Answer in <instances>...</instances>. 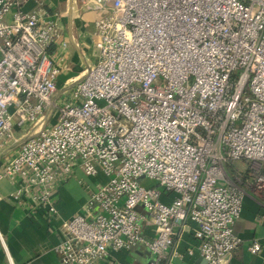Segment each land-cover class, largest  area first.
Wrapping results in <instances>:
<instances>
[{
  "label": "built area",
  "instance_id": "built-area-1",
  "mask_svg": "<svg viewBox=\"0 0 264 264\" xmlns=\"http://www.w3.org/2000/svg\"><path fill=\"white\" fill-rule=\"evenodd\" d=\"M26 1L0 0V149L29 135L0 179L19 182L12 200L25 188L30 212L60 219L65 237L52 250L61 263L97 264L142 243L147 264H175L190 224L187 253L207 264H226L242 246L260 253L258 239L234 232L246 191L224 165L255 164L247 184L264 193V0H100L108 14L90 36L97 59L60 103L50 47L61 16L44 0L26 11ZM49 106L55 119L44 125ZM75 170L106 181L64 219L57 186Z\"/></svg>",
  "mask_w": 264,
  "mask_h": 264
},
{
  "label": "crops",
  "instance_id": "crops-1",
  "mask_svg": "<svg viewBox=\"0 0 264 264\" xmlns=\"http://www.w3.org/2000/svg\"><path fill=\"white\" fill-rule=\"evenodd\" d=\"M44 2L49 11L57 12L61 16L60 39L50 47V52L56 57L60 69L57 78L58 89L53 101L60 103L62 97H57L58 93L76 83L83 71L96 61L98 53L91 43L90 36L95 31L96 19L108 14V8L101 6L100 0ZM34 7L33 0H27L23 4L26 11ZM6 20H9V16ZM62 42L65 45H62ZM51 108L52 106H49L46 109L45 116L49 115ZM10 111H13V107H10ZM27 134L26 131H18L15 140L0 149V165L18 148L19 141L29 136ZM234 170L243 177L240 182L246 191L241 215L233 225L234 232L245 241L258 239L262 249L258 254H250L242 246L231 254L226 264H264V193L257 194L247 184L245 178L250 176L249 172L244 169ZM105 181L106 177L102 173L86 176L82 171L75 170L71 178L57 186L56 207L59 216L67 219L79 212L90 191ZM18 183L6 178L0 179V264H62L59 256L52 250V247L65 237L60 219H51L45 213L42 214V211L30 212L32 202L25 188L20 193L19 201L12 200L10 195L18 190ZM171 196L166 197V200L171 199ZM181 224L179 223L178 230H182ZM189 226L192 228L193 225ZM191 228L190 231L182 230L177 238L175 248L179 255L174 259L175 264H207L197 251L191 255L187 253V249L193 244ZM143 234L147 238L153 235L148 221L143 225ZM150 259L148 247L139 243L129 250L110 253L97 264H147Z\"/></svg>",
  "mask_w": 264,
  "mask_h": 264
},
{
  "label": "rangeland",
  "instance_id": "rangeland-1",
  "mask_svg": "<svg viewBox=\"0 0 264 264\" xmlns=\"http://www.w3.org/2000/svg\"><path fill=\"white\" fill-rule=\"evenodd\" d=\"M97 51V50H96ZM82 78V75L80 76V78L77 80V82ZM76 82V83H77ZM73 83L72 85L63 88L57 95V97H59V95L62 97L61 100L67 99V97L69 96V94L71 93L72 89L74 88L75 84ZM52 111L49 112V115L46 116L45 118V122L44 125H49L54 119H55V108H51ZM252 162L250 161H243V160H236V161H231L228 163H225L224 165V172H225V176L226 178L229 180V182L232 183H237L240 185H243L242 182H240V180L243 178L242 176H240L238 174V172H235V170H233L232 168H230V165H232V167L236 168L237 170H243L246 172H249V174H251L252 171V166H254L255 164H251ZM234 165V166H233ZM234 168V169H235ZM262 168L264 169V162H262ZM247 179V181L250 180V176L247 175L245 180ZM244 180V182H245ZM135 210L141 214H143L145 217H147L149 215L148 210H146L145 208H143L141 205H138L135 207Z\"/></svg>",
  "mask_w": 264,
  "mask_h": 264
},
{
  "label": "water",
  "instance_id": "water-1",
  "mask_svg": "<svg viewBox=\"0 0 264 264\" xmlns=\"http://www.w3.org/2000/svg\"><path fill=\"white\" fill-rule=\"evenodd\" d=\"M25 139H26V138H25ZM25 139L20 140L19 143L23 142Z\"/></svg>",
  "mask_w": 264,
  "mask_h": 264
},
{
  "label": "trees",
  "instance_id": "trees-1",
  "mask_svg": "<svg viewBox=\"0 0 264 264\" xmlns=\"http://www.w3.org/2000/svg\"><path fill=\"white\" fill-rule=\"evenodd\" d=\"M230 168H232L234 170V168L232 167V165H230Z\"/></svg>",
  "mask_w": 264,
  "mask_h": 264
}]
</instances>
